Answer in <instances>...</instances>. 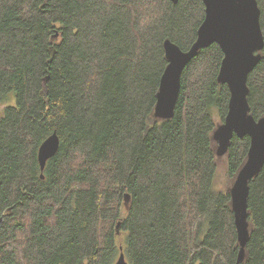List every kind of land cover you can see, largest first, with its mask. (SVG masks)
I'll return each instance as SVG.
<instances>
[{
	"label": "trees",
	"instance_id": "16d2710c",
	"mask_svg": "<svg viewBox=\"0 0 264 264\" xmlns=\"http://www.w3.org/2000/svg\"><path fill=\"white\" fill-rule=\"evenodd\" d=\"M204 14L202 0H0V264H112L120 251L128 264H236L230 193L214 184L230 98L217 44L183 69L172 118L154 115L163 44L188 51ZM247 86L258 120L264 48ZM248 148L233 136L229 179ZM247 213L240 264H264V165Z\"/></svg>",
	"mask_w": 264,
	"mask_h": 264
},
{
	"label": "water",
	"instance_id": "95a60500",
	"mask_svg": "<svg viewBox=\"0 0 264 264\" xmlns=\"http://www.w3.org/2000/svg\"><path fill=\"white\" fill-rule=\"evenodd\" d=\"M170 1L176 4L179 0ZM202 2L205 7L204 18L190 49L182 51L169 40H165L163 44L167 65L160 78L154 115L162 120L172 118L180 93L183 69L200 50L217 44L223 53L217 82L228 87L230 98L227 114L212 135L217 144L216 156H225L233 136L249 137L246 160L236 174L231 188L228 189L239 246L236 264H240L244 261L245 246L249 240L247 221L249 182L258 175L264 165V117L254 119L247 101L248 76L260 62L261 51L264 48L260 10L256 0H202ZM58 148L59 139L54 132L38 149L37 159L41 172L44 171L48 160L57 153ZM114 264H128L122 251Z\"/></svg>",
	"mask_w": 264,
	"mask_h": 264
},
{
	"label": "rangeland",
	"instance_id": "374dc122",
	"mask_svg": "<svg viewBox=\"0 0 264 264\" xmlns=\"http://www.w3.org/2000/svg\"><path fill=\"white\" fill-rule=\"evenodd\" d=\"M9 103H12L11 99H8V102L6 104H9ZM3 108H4V106H0V114L3 110ZM216 163H217V173H216L214 184H216L217 188H216V186H215V188L228 190L231 188L234 180L229 179V177L227 175V161H226L225 156L217 157ZM125 206H126V203L124 202L123 208ZM124 212H126V211H124ZM120 240H122V235L119 234L118 239L116 241L118 243H120ZM115 261H116V257L114 258L112 264H114Z\"/></svg>",
	"mask_w": 264,
	"mask_h": 264
}]
</instances>
